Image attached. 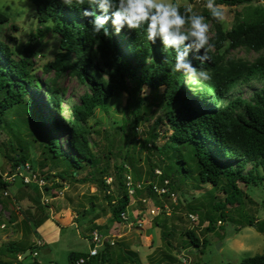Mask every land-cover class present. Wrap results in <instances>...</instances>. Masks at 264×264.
<instances>
[{"label":"trees","instance_id":"1","mask_svg":"<svg viewBox=\"0 0 264 264\" xmlns=\"http://www.w3.org/2000/svg\"><path fill=\"white\" fill-rule=\"evenodd\" d=\"M31 1L35 5L38 22L52 24V30L58 35V49L52 60L42 66L45 72L53 71L54 77L42 81L33 73V63L27 57L15 59L10 46L0 39V129L6 127L11 131L10 148L14 155L5 156L10 159L12 169L19 168L29 175L35 173V168L31 166H28L30 171L25 170L28 155L24 152L25 141L21 132L4 124L5 110L18 106L17 110L25 114L26 125L32 127L36 140L41 142L44 157L49 158L53 165L58 159L69 167L68 171L62 170L52 177L61 180L72 178L82 183L95 182L103 192L113 219L123 221L121 213L126 212L131 199L126 185L124 160L115 165V195L111 190L112 181H107L112 177L108 162L99 168L98 176L94 171H89L80 179H76V175L85 164L92 165L95 160L89 147L91 131L85 125L86 119L94 114L96 108H106L109 99L127 92L131 98L126 106L131 107L130 115L126 117V124L130 125L129 146L145 151L150 144L161 155L158 165L147 157V182H142L141 188L134 185L132 196H138L143 190L149 196L158 195L152 189L153 183L162 186L164 180L168 179L170 190L172 175L181 173L186 177L194 171L200 184L211 185L208 202L188 205L189 210L207 221L205 232L212 231L218 221L235 220L239 227L254 225L258 232L264 234V218L244 213L246 202L255 201L240 185L256 184L255 178L264 179V57L251 64L241 61L226 64L221 56L211 52V59L201 63L193 59L190 53L189 59H192L193 65L207 70L211 75L210 81L192 85L182 72L173 71L174 50L164 49L159 38L155 44L148 41L144 30L124 31L116 35L109 22L105 27L109 28L111 34L101 32L96 35L88 23L91 17L82 16L87 3L69 8L62 5L60 0ZM246 1L250 0H215L216 4L225 5H238ZM180 10L183 13L184 6ZM204 15L213 22L212 41L216 48L229 40L232 45L243 44L253 50H264L263 9H254L226 32L212 20L209 12ZM8 21V15L0 10V24ZM67 71L76 75L87 90L80 95L77 103L71 105L70 116L66 119L61 115L62 94L56 87V81ZM252 77H259L262 85L253 91L250 101H242L239 96L231 97L230 89L237 81ZM144 86L157 96L149 100L142 95ZM161 86L163 90L158 93ZM154 98L158 101H153ZM152 102L162 108L169 131L167 140L160 146L153 145L158 132H154L149 141L137 138L136 130L143 121L148 120ZM158 122L154 120L155 124ZM124 127L121 125L120 129L124 130ZM57 131L67 134V149H62L60 140L53 135ZM13 138L18 151L13 148ZM165 158L171 162L162 166ZM248 164L251 166L246 169ZM44 166V163L40 164L41 168ZM156 166L159 172H156ZM41 174L48 178V173L41 171ZM11 184L0 172V192L7 190ZM18 189L20 195L17 203L22 208L23 222L28 230L39 236L37 228L49 217L43 211L40 193L36 190L27 194ZM24 198L30 202L25 208L20 204ZM90 204L89 211L92 212L95 204L93 201ZM206 210H209V215L205 214ZM169 234L163 230L162 238L168 247L173 248L172 242L167 239ZM184 234L190 245L201 250L205 248V237L200 238L192 229H186ZM22 246L21 241H11L6 250L16 258L26 250ZM34 248L33 245L28 246L30 255ZM114 252L113 247L106 243L85 264H126V260L129 264L138 263L133 258L136 254L129 249H124L122 255ZM87 256L88 252H71L69 260L73 264L75 259ZM167 258L173 257L167 255ZM0 264L14 262L0 259ZM27 264L38 262L33 259ZM240 264H264V253L246 256Z\"/></svg>","mask_w":264,"mask_h":264},{"label":"rangeland","instance_id":"2","mask_svg":"<svg viewBox=\"0 0 264 264\" xmlns=\"http://www.w3.org/2000/svg\"><path fill=\"white\" fill-rule=\"evenodd\" d=\"M180 6L191 4L193 11L205 17L209 12L205 8L206 0H172ZM223 5L225 18L219 23L222 31L231 29L240 19L252 13L254 9H263L264 0H250L238 5ZM0 10L8 15L9 21L0 24V39L7 43L13 52V57L19 59L27 57L33 63V73L42 81L53 79L54 72H45L42 66L52 60L58 49V35L52 30L51 23H39L35 16V5L31 0H0ZM206 18V17H205ZM209 24L210 42L213 43V22L206 18ZM222 57L226 64L241 61L251 64L260 57H264V50H253L243 44L232 45L225 40L219 48L212 50ZM56 87L62 94L61 115L70 116L71 105L79 101L80 95L87 90L79 78L67 71L56 81ZM262 85L259 77L237 81L230 89L231 97L239 96L242 101H250L254 90ZM163 86L159 88L161 93ZM142 95L149 100L156 97L144 86ZM130 95L122 92L118 97L109 99L106 108H96L94 114L86 119L85 125L91 131L88 137L89 147L94 157L92 165L85 164L76 175V179L85 176L89 171L99 175V168L109 163L112 181L111 190L115 195L116 169L122 160L126 164L127 174L134 182H144L147 177V157L155 165L161 163V155L153 146L147 145L145 151L133 149L129 146L130 125L126 124V117L130 115L131 107L126 108ZM153 101H158L156 98ZM13 106L3 114L4 124L17 129L24 139L23 148L28 155L25 170L28 166L35 168V173L12 169L11 161L5 155H14L10 148L11 131L6 127L0 129V172L10 181L11 186L0 192V259H11L14 264H27L35 259L38 264H71V252H89L92 244H98L97 250L109 243L114 253L124 254L129 249L136 254L134 264H240L242 258L264 253V234L251 226H238L235 220H225L215 224L212 231L205 232L206 220H201L198 213L188 209V205L206 203L209 200L211 185L200 184L196 180L195 172L183 177L181 173L172 175V187L168 195L149 196L145 190L130 199L126 210L127 219L116 222L108 205L103 198V192L95 182H77L72 178L61 180L52 177L54 173L69 170L64 161L56 160L53 165L49 158L42 154V144L36 140V134L31 126L26 125L25 114ZM146 121L138 129L137 138L151 140L154 132H158L153 145L165 143L169 135L162 108L152 102ZM157 119L158 124L154 123ZM125 125L124 130L120 129ZM125 132V133H124ZM60 140L62 149H67V134L64 131L53 133ZM127 135V136H126ZM14 150L18 151L17 142L12 139ZM128 154L124 158L125 154ZM163 156V155H162ZM164 157V156H163ZM167 158L162 160V166L170 164ZM44 163L43 168L40 164ZM250 164L246 169L250 168ZM156 171L160 170L156 166ZM48 173V178L41 174ZM156 173V172H155ZM260 174L262 172L260 171ZM115 176V177H114ZM256 184H241L246 194L255 202H246L245 215L264 218V179L255 178ZM27 184V186L25 185ZM47 187V189H45ZM21 192L32 194L38 190L43 211L49 217L40 229L44 243L37 244L38 236L26 228L22 217V208L17 203ZM6 192V194H5ZM18 193V194H17ZM219 195V194H218ZM220 196V195H219ZM21 201V200H20ZM95 210L90 212L91 204ZM22 203V201H21ZM20 203V204H21ZM21 206L25 207L27 201ZM151 209L156 214L151 213ZM197 214L198 221H193L189 214ZM209 210L205 211L209 215ZM237 217V216H236ZM220 225V226H219ZM186 229H192L200 237H205L207 244L202 250L190 245L184 234ZM169 232L167 236L173 248L168 247L162 238V231ZM91 242H90V240ZM97 239V240H95ZM11 241H21L22 248L28 250L33 245L34 252L30 255L19 253L14 258L6 247ZM113 242V244H111ZM175 248V249H174ZM30 250V249H29ZM167 255L173 257L168 259ZM129 264L128 260L125 261Z\"/></svg>","mask_w":264,"mask_h":264},{"label":"clouds","instance_id":"3","mask_svg":"<svg viewBox=\"0 0 264 264\" xmlns=\"http://www.w3.org/2000/svg\"><path fill=\"white\" fill-rule=\"evenodd\" d=\"M60 3L69 8L87 3L82 16L91 17L88 23L96 35L101 32L110 35L109 28L105 27L109 22L116 35L124 31L144 30L148 41L155 44L159 38L164 49L174 50L173 71L182 72L192 85L211 80L207 70L198 69L189 59L192 53L193 59L201 63L209 61L214 48L206 18L195 13L191 4H186L182 13L180 4L172 0H60ZM204 6L212 20L217 23L224 21L223 5L216 4L215 0H206Z\"/></svg>","mask_w":264,"mask_h":264},{"label":"built area","instance_id":"4","mask_svg":"<svg viewBox=\"0 0 264 264\" xmlns=\"http://www.w3.org/2000/svg\"><path fill=\"white\" fill-rule=\"evenodd\" d=\"M156 172H159V171H156ZM125 177H126V185L128 187V193L129 195L131 196V198L133 197V193H134V185L138 188H141L142 186V182H134L131 178V175L129 174H125ZM109 182V181H108ZM168 184V179H165L164 180V184L162 186H159L157 185L156 183H153L152 184V189L154 192H156L158 195H163V194H171V196H174V193H170V190L167 186ZM6 194V192H5ZM151 213L153 214H156L155 213V210L154 209H151ZM189 216L191 217V219L193 221H198V215L197 214H192L190 213ZM121 217L122 219H127V215H126V212H122L121 213ZM218 224H221V221H218ZM97 240V239H95ZM38 245L40 244V242L37 243ZM111 244H113V242H111ZM97 245L98 244H93V246L90 248L89 252H88V256L87 257H80L78 259H75L73 264H85L86 260L89 258V257H92V256H95L97 254ZM34 252V251H33ZM32 252V253H33ZM34 254H36V252H34ZM145 264H149V263H145Z\"/></svg>","mask_w":264,"mask_h":264},{"label":"crops","instance_id":"5","mask_svg":"<svg viewBox=\"0 0 264 264\" xmlns=\"http://www.w3.org/2000/svg\"><path fill=\"white\" fill-rule=\"evenodd\" d=\"M21 201H22V203H21ZM20 201V203L23 205L24 203V201H27V199L26 198H24L23 200H21ZM28 204H30V202L29 201H27V205L25 206V207H27L28 206ZM25 207H23V208H25ZM22 213V212H21ZM22 217H23V214H22ZM46 222V220L37 228V232H38V234H39V236H38V239H39V241H41V245L44 243V240H43V238H42V235H41V232H40V229L42 228V226L44 225V223ZM90 240V239H89ZM90 242H91V240H90ZM92 243V242H91ZM92 246H93V244H92Z\"/></svg>","mask_w":264,"mask_h":264},{"label":"water","instance_id":"6","mask_svg":"<svg viewBox=\"0 0 264 264\" xmlns=\"http://www.w3.org/2000/svg\"><path fill=\"white\" fill-rule=\"evenodd\" d=\"M253 227H254V225H252ZM27 254H30V250L28 249V250H26L24 253H23V255H27Z\"/></svg>","mask_w":264,"mask_h":264}]
</instances>
